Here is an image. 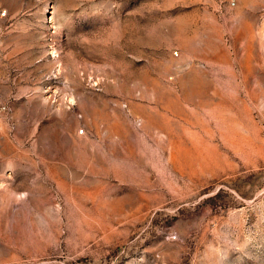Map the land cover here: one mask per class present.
Returning <instances> with one entry per match:
<instances>
[{"label": "rangeland", "instance_id": "1", "mask_svg": "<svg viewBox=\"0 0 264 264\" xmlns=\"http://www.w3.org/2000/svg\"><path fill=\"white\" fill-rule=\"evenodd\" d=\"M0 264H264V0H0Z\"/></svg>", "mask_w": 264, "mask_h": 264}]
</instances>
